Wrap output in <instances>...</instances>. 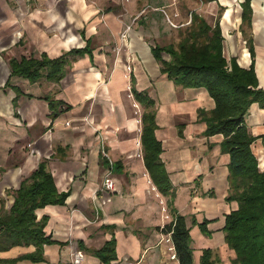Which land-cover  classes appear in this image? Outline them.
<instances>
[{"label":"crops","instance_id":"0c3cea01","mask_svg":"<svg viewBox=\"0 0 264 264\" xmlns=\"http://www.w3.org/2000/svg\"><path fill=\"white\" fill-rule=\"evenodd\" d=\"M170 1L0 0V217L43 160L59 192L68 193L65 204L36 210L38 220L47 218L44 231L53 240L43 247L44 259L27 257L35 245H17L0 251V264H71L77 250L84 254L80 264H179L170 234L162 231L175 212L190 226L195 264L206 249L214 264H232L236 253L223 231L225 216L238 206L226 200L230 156L221 151L223 135L206 136L199 117L214 100L205 88L169 79L152 51L160 45L154 31L166 27L157 9ZM243 2L213 0L212 7L223 9L225 57L245 68L253 64L264 88V0H250V22L243 21ZM148 6L155 10L139 17ZM84 48L60 81H31L12 71V59L57 58ZM133 89L154 105L140 103ZM51 100L61 102L56 117ZM147 111L155 112L154 135L174 188L169 194L145 165ZM246 119L264 170V108L252 104ZM103 147L113 161V192L100 191L109 170ZM182 196L187 213L180 210ZM112 240L115 256L104 261L97 251Z\"/></svg>","mask_w":264,"mask_h":264},{"label":"trees","instance_id":"16d2710c","mask_svg":"<svg viewBox=\"0 0 264 264\" xmlns=\"http://www.w3.org/2000/svg\"><path fill=\"white\" fill-rule=\"evenodd\" d=\"M242 7L243 21L250 22V0H245ZM223 41L219 17L210 24L192 12L191 24L177 45H155L152 51L162 73H166L169 79L184 88H205L214 100V107L208 111L201 109L199 117L206 122V136L223 135L221 151L230 156V187L226 200L236 201L238 206L225 216L223 231L226 243L236 253L232 264H264V170L259 168L258 158L252 150L256 137L246 119L252 104L264 108V88L259 84L253 64L245 68L235 58L229 61L225 57ZM248 45L253 55L251 40ZM87 50L73 49L57 58L43 55L41 58L12 59V71L31 81L42 77L60 81L66 74L67 65ZM133 93L147 108L154 105L146 92L133 89ZM60 103L50 101L52 117L63 111ZM142 122L145 165L160 191L172 193L174 188L160 158L162 145L154 135L155 112L147 111ZM67 196L68 193L57 189L47 162L41 161L31 175L22 180L14 191L10 210L0 217V251L17 245H35L36 251L27 257L43 260V247L53 240L44 231L47 218L38 220L36 210L46 205H63ZM206 223L200 225L205 232ZM162 231L170 234L179 264H195L186 216L175 212ZM114 246L112 240L97 254L104 261L112 259ZM212 256L211 250H204L200 264H214Z\"/></svg>","mask_w":264,"mask_h":264},{"label":"rangeland","instance_id":"374dc122","mask_svg":"<svg viewBox=\"0 0 264 264\" xmlns=\"http://www.w3.org/2000/svg\"><path fill=\"white\" fill-rule=\"evenodd\" d=\"M170 3V5L164 6L161 9H157L160 10L163 20L166 24V27H161L154 31L155 35L157 36L158 44L160 45H167L170 43L177 45L179 43L186 28L191 24L192 12L199 14L200 16L207 19L210 24H213L218 17H221L220 15L223 11L222 7L214 9L212 7V4H214L212 1L171 0ZM150 9L155 10V8L152 6H148V8H144L140 12L139 17L145 15V13ZM130 67L128 66V70H130ZM180 199V210L183 213H187L188 210L186 207L188 204L186 205L183 196ZM170 254L171 251H168L167 255L169 259Z\"/></svg>","mask_w":264,"mask_h":264},{"label":"built area","instance_id":"2783aa9c","mask_svg":"<svg viewBox=\"0 0 264 264\" xmlns=\"http://www.w3.org/2000/svg\"><path fill=\"white\" fill-rule=\"evenodd\" d=\"M102 155L104 158L108 159L109 161V170L107 171L106 175L104 176L102 185L100 187V191H109V192H113L116 187H115V182H114V178L112 176V172H113V161L110 158L108 152L105 150V148H102ZM175 256V255H174ZM84 257V254L82 251L77 250L74 254H73V259L71 264H80L82 259Z\"/></svg>","mask_w":264,"mask_h":264}]
</instances>
